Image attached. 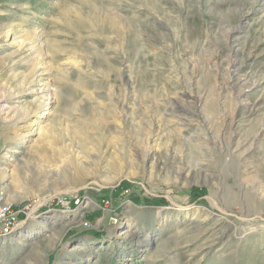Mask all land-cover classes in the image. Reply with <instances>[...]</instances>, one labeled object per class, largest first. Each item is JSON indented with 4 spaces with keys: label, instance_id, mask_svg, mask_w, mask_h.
Segmentation results:
<instances>
[{
    "label": "rangeland",
    "instance_id": "rangeland-1",
    "mask_svg": "<svg viewBox=\"0 0 264 264\" xmlns=\"http://www.w3.org/2000/svg\"><path fill=\"white\" fill-rule=\"evenodd\" d=\"M232 60L263 79L241 98ZM16 89L8 200L84 205L0 236V264H264V0H0V95Z\"/></svg>",
    "mask_w": 264,
    "mask_h": 264
},
{
    "label": "built area",
    "instance_id": "built-area-1",
    "mask_svg": "<svg viewBox=\"0 0 264 264\" xmlns=\"http://www.w3.org/2000/svg\"><path fill=\"white\" fill-rule=\"evenodd\" d=\"M5 191V185L0 179V236L2 237L14 233L20 228L21 223L27 221L29 218L33 219L47 213L55 214L56 212H71L76 209L75 207H83L84 205L81 199L72 200L66 194H63L61 199L58 198L57 195H47L38 200L27 199L29 200L28 203L22 204L21 207L17 208L15 203H11V201L7 199ZM87 202L89 204L88 200ZM111 204L112 203L109 199H104L101 203H98V209L103 210V216L106 217L102 219H105V221L111 225L121 226L123 222H120L117 208ZM83 225L85 227H90L93 226V223L83 221Z\"/></svg>",
    "mask_w": 264,
    "mask_h": 264
},
{
    "label": "bare ground",
    "instance_id": "bare-ground-1",
    "mask_svg": "<svg viewBox=\"0 0 264 264\" xmlns=\"http://www.w3.org/2000/svg\"><path fill=\"white\" fill-rule=\"evenodd\" d=\"M232 31V30H231ZM238 50H241V49H235V51H238ZM233 55V54H232ZM234 59V58H233ZM232 62V66L234 67V68H232V71H231V77H230V79L228 80V84H231V87H233L234 89H236V91H237V97L238 98H241L242 97V94L244 93V91H246V89L247 88H249V89H251V88H256L257 86H259L260 84H261V82H262V80L263 79H255V75L253 74V73H251V72H249V73H244V74H241V71H240V67H241V65H242V63H240V64H238V65H235L234 64V62L235 61H231ZM230 71V70H229ZM33 89H32V92L33 93H42V92H49L50 93V91H51V88L49 87V85L47 84V83H42V84H32V86H31ZM1 96V95H0ZM50 95H48V98L47 99H49L50 97H49ZM24 98V91H22V90H19V89H16V90H14L11 94H7V95H2L1 97H0V106H1V108L2 109H12L9 105H8V100H11V99H13V100H16L17 102H21V100ZM240 103H241V106H240V109H238V112H241V110H244L245 112H248L249 110L250 111H255V110H257V103H251L250 104V102H243V99L240 101ZM239 103V104H240ZM41 107V106H40ZM242 108H247V109H242ZM40 109V108H39ZM41 109H47V103L46 102H44V105H43V108L41 107ZM29 112V111H28ZM237 113V112H236ZM243 113V112H242ZM32 115V112H29V113H27V117H29V116H31ZM235 116V115H234ZM239 116H240V114H239ZM236 120V116H235V119H234V121ZM263 126V125H262ZM160 131H161V129L159 128V127H157V129H155V131H153V135H152V138H151V141L152 142H154V141H158V137H160L159 135H160ZM24 136H26V134L24 135ZM156 141V142H157ZM147 144H148V146H149V149H148V151H146V153H145V157H152V153H151V151H150V146L151 145H149V144H151V142H146ZM176 149H178V148H176ZM174 151V150H173ZM179 152H180V150H178ZM175 152H177V151H175ZM182 152V151H181ZM154 154V153H153ZM172 157V156H171ZM175 157H176V155H175ZM13 158V157H12ZM121 159V158H120ZM155 159V158H154ZM119 160V159H118ZM156 160V159H155ZM157 162V161H156ZM185 162H186V160H185ZM154 163H155V161H154ZM176 163V162H175ZM179 163V162H178ZM190 163V162H189ZM188 163V164H189ZM194 163H195V160H194ZM197 163V162H196ZM195 163V164H196ZM123 164V163H122ZM156 164V163H155ZM160 164V163H159ZM184 164H186V163H184ZM194 164V166H189V167H187L188 169H187V171L190 173V172H192L197 166ZM187 165V164H186ZM115 170H117V173L118 172H120L121 174H122V166H121V164H120V162L119 161H116V163H115ZM151 166H152V164H151ZM186 167V166H185ZM152 168V170H153V168L155 169V167H151ZM151 170V171H152ZM80 173V172H79ZM82 173V172H81ZM120 173H119V175H120ZM186 173V172H185ZM118 175V176H119ZM115 181V180H114ZM5 190H6V188H5ZM5 193L7 194V190L5 191ZM52 194V193H51ZM51 194H43V195H41L39 198H34V199H31V200H38V199H42L44 196H47V195H49V196H53V195H51ZM7 196H8V194H7ZM7 199H8V197H7ZM10 201V200H9ZM11 203H15V202H11ZM142 244V243H141ZM80 246H75V250L76 249H78Z\"/></svg>",
    "mask_w": 264,
    "mask_h": 264
},
{
    "label": "crops",
    "instance_id": "crops-1",
    "mask_svg": "<svg viewBox=\"0 0 264 264\" xmlns=\"http://www.w3.org/2000/svg\"><path fill=\"white\" fill-rule=\"evenodd\" d=\"M7 188V187H6ZM8 190V189H7ZM8 196H9V193H8ZM16 201V200H15Z\"/></svg>",
    "mask_w": 264,
    "mask_h": 264
}]
</instances>
